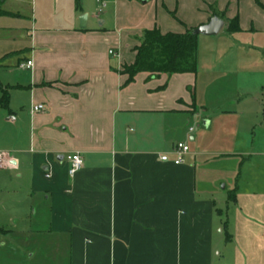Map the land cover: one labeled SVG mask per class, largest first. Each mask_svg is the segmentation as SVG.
Instances as JSON below:
<instances>
[{
    "label": "crops",
    "instance_id": "0c3cea01",
    "mask_svg": "<svg viewBox=\"0 0 264 264\" xmlns=\"http://www.w3.org/2000/svg\"><path fill=\"white\" fill-rule=\"evenodd\" d=\"M97 1L110 10L101 15L94 0H0V18L30 20L25 48H7L24 30L0 24V82L10 93L0 151L13 161L0 168V233L45 234V264H264V190L234 188L225 216L210 190L201 192L195 152L180 164L161 160L174 157L173 139H196L189 123L199 98L220 97L225 76L199 92L198 70L142 71L130 83L121 72L146 29L182 33L218 15L244 57H255L221 73L238 75L236 91L258 102L264 0ZM235 18L239 29L230 30ZM220 40L208 50L213 59ZM199 50L198 39V63ZM37 103L46 109L33 111ZM74 152L84 165L71 175Z\"/></svg>",
    "mask_w": 264,
    "mask_h": 264
},
{
    "label": "rangeland",
    "instance_id": "374dc122",
    "mask_svg": "<svg viewBox=\"0 0 264 264\" xmlns=\"http://www.w3.org/2000/svg\"><path fill=\"white\" fill-rule=\"evenodd\" d=\"M94 1L97 4L96 8L102 6L97 0ZM96 8L85 13L90 12L93 16L97 12ZM102 8L104 11L110 10L111 7ZM6 23L17 25L16 20L0 18V24ZM29 27V19L20 21L17 29L24 30L23 38H13L6 47L16 49L28 46L29 40L25 31ZM230 33L228 25H225L219 34L199 36L200 54L197 72L199 92L200 84H206L219 72L217 76H225V83L221 87V96L217 99L221 97L226 99L224 101L214 99L209 93H206L203 99L199 98L198 114L189 123L196 129V139L187 141L186 138L173 139L177 143V140L187 142L190 150L196 153L193 161L198 166L201 192L209 189L217 204L224 209L225 216L227 213L230 215L233 209L231 202H228V196L234 188L264 190V128H262L264 127V95H255L259 101L249 103L246 101L247 96L242 93L243 89L236 91L238 75L233 73H236L238 68L247 67L251 58L255 59V57H244L243 52L246 50L239 47V36ZM5 34L6 32L0 34L1 40ZM17 35L19 36V33ZM217 39H221L222 48L219 49L221 52L218 58L213 59L208 50L213 47ZM254 51L255 49L252 48L247 52H252V56H255ZM227 69L233 73H221L222 70ZM253 85L255 89V83ZM173 140L171 142H174ZM228 204L229 211L226 208ZM46 243H48L47 236L42 233L33 235L18 232L0 233V264H45L40 262L39 255L48 251ZM31 253L37 256L30 260L28 257Z\"/></svg>",
    "mask_w": 264,
    "mask_h": 264
},
{
    "label": "trees",
    "instance_id": "16d2710c",
    "mask_svg": "<svg viewBox=\"0 0 264 264\" xmlns=\"http://www.w3.org/2000/svg\"><path fill=\"white\" fill-rule=\"evenodd\" d=\"M196 27H191L185 32H162L155 27L146 29L140 44L135 46L136 59L132 64H125L124 74L128 75L127 82H132L135 76L142 71L151 73H183L197 72L198 70V39L199 35L194 32ZM230 30H238V18L231 21ZM3 96L0 106L8 107L10 93L3 88L0 89Z\"/></svg>",
    "mask_w": 264,
    "mask_h": 264
},
{
    "label": "built area",
    "instance_id": "2783aa9c",
    "mask_svg": "<svg viewBox=\"0 0 264 264\" xmlns=\"http://www.w3.org/2000/svg\"><path fill=\"white\" fill-rule=\"evenodd\" d=\"M104 4L99 7L98 12L103 11ZM114 53L113 50L110 51ZM33 65L32 60H28L26 62L20 63V67H30ZM46 107L43 103H37L33 105V111H42L45 110ZM196 129L194 126L189 127V131L193 133ZM190 151V146L187 142L179 141L173 148L172 153L174 157L171 159L168 153H164L161 155V160L163 161H173L175 164H180L185 160V155ZM68 160L70 161V169L69 172L71 175H74L78 170H80L84 165V158L80 152H74L67 156ZM13 165V161L11 158H8L4 152L0 151V168H4L7 166Z\"/></svg>",
    "mask_w": 264,
    "mask_h": 264
},
{
    "label": "water",
    "instance_id": "95a60500",
    "mask_svg": "<svg viewBox=\"0 0 264 264\" xmlns=\"http://www.w3.org/2000/svg\"><path fill=\"white\" fill-rule=\"evenodd\" d=\"M87 19V14L85 13L81 17V23L85 24ZM224 26V20L218 15H214L208 23L199 25L194 29V32L197 34L203 35H216L218 34Z\"/></svg>",
    "mask_w": 264,
    "mask_h": 264
}]
</instances>
